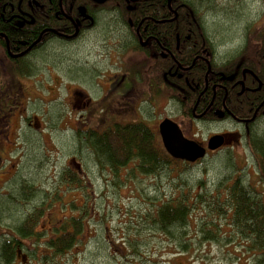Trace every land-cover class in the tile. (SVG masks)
I'll return each mask as SVG.
<instances>
[{
    "label": "flooded vegetation",
    "instance_id": "flooded-vegetation-1",
    "mask_svg": "<svg viewBox=\"0 0 264 264\" xmlns=\"http://www.w3.org/2000/svg\"><path fill=\"white\" fill-rule=\"evenodd\" d=\"M150 3H153L150 8L154 7L156 0H107L104 3H99L97 0H0V96L7 97L10 100L13 99V97H9V89L16 85L19 89L25 88L27 90V97L32 96L37 85H39L37 82L38 78H47L52 81L53 92L55 91V81L58 86L61 85V76L68 77L69 83L66 84L65 88L71 87L70 90H66L69 102L67 100L65 102V99L62 102L67 108L69 107L70 112L67 115L61 114V117L53 119L54 124L50 121L49 131L46 129L47 123L44 120L46 116L43 117L41 112L31 113L27 117V124L29 125L27 134L32 133L36 136H42L44 140L48 136L51 140L53 133L56 134L67 129L73 145V153H70L67 157V166L63 171V174L67 171L71 173L73 181L59 183L61 185L53 187L55 189L54 192L46 193L45 197H42L36 211L39 214L40 221L47 209L57 202L61 203L62 195L58 190H61L63 186H69L75 193L81 191L83 196V204L80 206L77 202L78 199L72 200V208L75 211H79L78 216H83L84 218L86 214L82 237L86 226L90 223V221H87V215L88 212H91L92 206V204L89 205L87 203L88 198L92 196L90 190L98 187L99 189L106 187L108 189L121 190L131 187V185L140 186L141 189H151L158 186L157 174L153 172L150 175H142L135 163L123 167L118 164L113 167L106 163L100 166L94 160H87V158H93L94 150L88 147L83 149L80 147V143L88 142L89 139H96V141L105 139L109 141L108 138L110 136L106 138L101 135L109 128H113L114 125L139 123L145 124L152 130L156 139L161 142L159 124L163 119L169 117L163 118L156 126V129H154L147 122L149 121V116L155 113L150 112L149 115L140 114L139 116L136 108L142 102L148 103L147 105H150V107H155L159 94H162L163 90H165V99L167 106H169V96L171 95L170 99H172L174 95L171 86H181L182 82L186 85L188 90L183 88L184 91L181 94L183 100L186 101L187 108H191L190 116H186L182 109L181 112L183 117L190 121V124L231 122L242 126L245 130L244 135H241L242 132L239 128L241 134L235 131L228 134L225 131L214 134L224 135L226 144L219 150H208L207 156L231 148L233 144H236L234 142L236 140L233 138L229 139L235 135L239 134L240 140L242 136L244 138L245 136L250 137L254 126L264 119V53L260 54L259 48L256 49V53H253V49L249 46L247 57H241V59L245 58L243 60L240 59V63L238 61L235 73L219 76L221 72L212 70L211 59L214 56L211 52L206 54L204 37H202L203 42L201 41L199 46L197 40L192 42L191 46L193 48L197 46L199 48L195 50L193 57L190 59L182 58L186 53V42L181 40L180 34H177L174 50L169 45L168 35L166 33L163 37L159 35V30L168 29L169 23L179 19L180 12H173V17L169 20V0H167V14L161 17H153L148 13L145 14L147 9L144 10ZM108 11L113 12V20L118 19L116 13L120 12L121 22L116 20L117 24L110 23V26H104V23L110 22ZM187 40L189 41L190 38L188 37ZM82 42L83 44L89 42L101 46L99 48L103 52L105 51L108 57L110 52H116L120 60V63H116V66L121 69L110 75V77L117 78L116 82H112L109 77L103 79L104 70L109 72L108 66L106 69L96 68L89 71L76 66L75 62L72 64L73 59L70 60V64L69 60H64L65 52L68 49L76 48ZM247 42H244L236 51L241 52L244 45H249V42ZM200 48L202 49L201 51ZM47 49L59 50L53 54L61 56V60L55 59L51 63H45L46 58H42L41 54H44ZM126 53H129L127 57H133L134 68L132 70L125 67ZM245 60L248 65L242 66ZM169 61L173 62L169 63ZM21 64L22 70L19 69ZM65 65L66 68L62 69L61 67ZM205 66L207 67V72H202L199 75L195 72ZM11 75L13 77L20 75L22 79L16 84V80ZM99 87H102L103 98L107 100L109 105H117L116 109L118 112L134 110L138 121H127L122 118L108 119L106 122L109 123L104 127H99L104 123L97 124L100 121V117L94 114L95 101L91 97L97 93ZM119 92L120 97L117 96ZM146 95L147 97L144 99ZM243 96H249V98L259 96L261 100L258 102L254 112H251V109L249 110L250 114L246 118L237 116L234 113V109H232V106H234L233 101ZM175 100L178 101L177 99ZM66 107L64 106V108ZM21 110H25V108L21 107ZM10 117V111H5L3 118ZM141 118L144 119L142 120ZM172 120L175 121L174 119ZM17 121L18 116L16 121H13V129L9 128V135L14 137ZM175 122L177 123L178 121ZM34 123L36 132L31 130ZM91 123L95 124V126L90 127ZM179 126L185 137L196 140L207 148L208 140L212 136L207 138L206 143H202L194 135L189 136L183 128V124H179ZM28 141L29 138L27 143ZM229 141H233L231 145H228ZM10 149L11 145L4 138H0V159L5 158ZM199 162L189 165H197ZM11 168L16 170L17 166L15 168L13 165ZM96 172L100 175L103 174L101 179L104 178L106 180L100 181L97 177L92 180ZM109 176H112V181L109 180ZM145 179H149V181ZM100 199L102 200V198ZM178 200L180 198L167 199L164 202L167 204L177 203ZM149 205L158 207L156 199ZM156 208L152 212H148L144 220L146 221L145 225L141 224V217L143 216L139 217L140 220L137 221L136 217H134V223L130 220L128 221L127 229L121 238L127 253L140 254L156 251V245L154 247L150 246V243L146 245V237L142 234V230L146 231V227L149 228V232L153 237L157 235V231L169 237V246L163 248V250L168 251V253L171 247L180 250L173 244V239L171 238L189 236V225L187 228L183 226L182 229L175 231L169 230L165 232L159 230ZM61 223L54 225L49 230H40V232H48L49 237L56 238V231ZM231 228L230 234H233L235 228ZM23 244L26 250L31 249L28 251L29 253L33 251V242L24 240ZM228 247H231V245L225 244V248ZM200 249L199 247L193 253L196 254ZM182 250L180 253L187 254ZM229 252L235 253V264H241L242 261L250 264L252 261L253 255L250 245H244V247L233 246V250ZM18 254L22 256L24 263H28L25 253H22L19 249ZM171 256L173 255L171 254ZM196 259L198 260L199 256ZM135 260L138 261L141 258ZM168 264H171V262L169 261Z\"/></svg>",
    "mask_w": 264,
    "mask_h": 264
},
{
    "label": "rangeland",
    "instance_id": "rangeland-1",
    "mask_svg": "<svg viewBox=\"0 0 264 264\" xmlns=\"http://www.w3.org/2000/svg\"><path fill=\"white\" fill-rule=\"evenodd\" d=\"M198 4L200 5V17L204 20L207 33L214 40L213 43L217 47L219 55L225 53L226 55H233L247 40L250 44H254L253 41L256 40L257 32L264 25V0H202ZM99 47L101 46L89 42L83 44L82 42L76 48L68 49L64 58L69 60V64L70 60L73 59L72 64L75 62L76 66L89 71L96 68L106 69L108 66L109 72L104 70L103 79L109 77L112 82H116L117 78L110 77V75L121 69L116 66V63H120L119 56L113 51L108 57L106 52H103ZM57 51L59 50L47 49L44 52L45 56L42 57L46 58L45 63H51L55 60L50 55ZM128 54H125V67L132 70L134 68L133 57H127ZM220 58L219 56L217 60ZM66 65L61 68L65 69ZM11 77L16 80V84L22 79L20 75L15 77L11 75ZM37 82L39 85H37L32 96L27 97V90L25 88L19 89L17 85L9 89V97H13V99L0 96V138H4L11 145V149L5 158L0 159V213H6L4 216L0 214V239H3V235L9 230L18 228L14 223L16 220L15 213H17L16 206L7 205L5 202H10L12 199L17 203L15 196L21 195L20 190L22 188L20 187L24 182L32 184L35 189L33 192L37 193L35 197L38 195L40 200L42 199V192H44V197L46 193L54 192V186L65 182L62 178L63 171L67 166V157L73 153L71 136L65 128L59 133H53L51 140L48 136L44 140L42 136L27 134L29 130L27 117L31 113L39 111L43 117L46 116L44 120L47 123L46 129L49 131L50 121L54 124L53 119L70 112L69 107L67 108L62 103L64 99L65 102L66 100L69 102L66 90H70L71 87L65 88L66 84L69 83L67 76H61L60 86L55 81L54 92L51 87L53 82L47 78H38ZM97 90V93L91 97L95 101L94 114L100 117L97 124L104 123L99 127H104L109 123L106 122L108 119L122 118L127 121H138L134 110L118 112L117 105H109L107 100L103 98L102 87ZM159 95L155 107H150L147 105L148 103L142 102L136 108L139 116L140 114L149 115L150 112L155 113L149 116L148 122L145 121L154 129L163 118L169 117L178 121V124H183L188 135H194L202 143H206L208 137L223 131L226 134L233 131L237 133L241 131V135L245 133L242 126L231 122L190 124V121L183 117L180 102L173 97L170 99V95L169 106H167L165 90ZM117 96L120 97V92L117 93ZM146 97L147 95L144 96V99ZM21 107H24L25 110H21ZM5 111H10V118H3ZM17 116L18 121L15 126L16 134L14 137L9 135V128L13 129V121H16ZM93 126L95 124L91 123L90 127ZM31 130L36 132L35 123ZM253 133L257 137L264 138V119L254 126ZM238 135L229 139L236 140L234 141L236 144H233L231 148L212 153L197 165L177 164L158 173V186L156 188L141 189L140 186L131 185V187L121 190L106 187L90 190L92 196L87 200L89 205L92 204L91 212H88L87 215V221L90 223L80 237L81 242L73 250L58 257L55 264H168L169 261L171 264H235V253L229 252L233 250V246L225 248L224 243L225 240L226 242L229 241L232 228L225 226V219L222 215L218 216L216 212L214 214L221 222L217 220L215 222L217 225H213L210 216L211 209L208 205H213L218 189L233 184L235 179L247 186L249 183H259L258 163L248 148L245 138L242 136L240 140ZM232 142L229 141L228 145H231ZM13 165L15 168L17 166L16 170L11 168ZM102 175L96 172L92 180L97 177L100 181H105L106 179H101ZM87 180L89 179L87 178ZM109 180L112 181V176H109ZM145 180L149 181V179ZM58 191L62 195L61 200L63 202H57L45 211L37 230H49L54 225L63 222L65 216L71 214L78 216L79 211H75L71 204L73 199H78L79 206L83 204L81 191L75 193L69 186H63ZM174 198L188 199L191 203L195 200L200 202V208L195 209L196 212H193L189 221V237L193 245L191 244L192 248L187 254L180 253L181 250L175 247L169 248V253L163 250L169 246V238L158 231L155 237L151 236L148 227L145 228L146 231L142 230V234L146 237V245L149 243L152 247L156 245V251L140 254L127 253L121 238L127 229L128 221L134 223V217L137 221L140 220L139 217L143 216L141 217V224L145 225L146 221L144 220L148 212H152L156 208L149 203L156 199L159 207L163 201ZM224 199L225 194L223 195ZM40 200H36L37 203ZM2 203L4 206L1 205ZM84 218L86 220V214ZM204 228L206 231H211V234L217 236L219 240L200 246L198 241L199 237L202 236L201 230ZM43 235L49 236V233L43 232ZM199 247L201 249L196 254L193 253ZM49 254L50 252L47 253V256ZM197 256H199L198 260L196 259ZM137 258H141V260L136 261ZM256 259L258 258L254 257L250 264H256ZM241 264H246V262L242 261Z\"/></svg>",
    "mask_w": 264,
    "mask_h": 264
},
{
    "label": "trees",
    "instance_id": "trees-1",
    "mask_svg": "<svg viewBox=\"0 0 264 264\" xmlns=\"http://www.w3.org/2000/svg\"><path fill=\"white\" fill-rule=\"evenodd\" d=\"M200 1L202 0H169V20L173 17L172 13L176 11L180 12L179 19L169 23L168 29L164 28L161 31L159 30L161 37L165 33L168 35L169 45L173 50L175 48L177 34H180L181 40L186 42V53L182 58L190 59L193 57V53L197 50L199 43H201L202 37H204L206 54L211 52L214 56L211 59L212 70L221 72L219 76H223L231 75L233 72L235 73L238 61L243 56L247 57L249 46L253 49V53H256L255 51L258 48L260 54L264 53L263 25L259 32H257L253 45H251L252 43H249L248 46L244 45L241 52L236 51L233 55H226V53L219 55L217 47L214 46V40L208 35L204 20L200 17V5L198 4ZM152 4L150 3L147 8H144V10L147 9L145 14L148 13L153 17H161L167 14V0H156L154 7L150 8ZM108 13L110 15V22L104 23V26H110V23L117 24L116 20L121 22L120 12L116 13L118 17L116 20L112 18L113 12L108 11ZM53 21L55 22V20ZM188 37L190 38L189 41L187 40ZM195 40L198 41V46L193 48L191 44ZM41 55L45 56L44 54ZM177 55L179 54L177 53ZM218 55L221 57L220 60H217ZM50 57L61 60V56L59 55L55 56L51 54ZM172 62L169 61V63ZM247 65L248 63L245 60L242 66ZM19 69L22 70V64ZM195 72L198 75L202 72L205 73L207 72V67L205 66ZM171 87L174 93L173 98L181 103L183 113L186 116L189 115L191 108H187L186 101L183 100L181 94L184 91L183 88L187 89L186 85L182 82L181 86L174 85ZM252 97L243 96L233 101L234 106H232V109H234V113L237 116L246 118L250 114V109L251 112L255 111L258 102L261 100L259 96ZM101 135L106 138L110 136L113 139L108 138L109 141L105 139H102V141L89 139L88 142L80 143L81 148L85 149L88 147L94 150V159L87 158V160H94L100 166L106 163L113 167H116L118 164L120 167H123L135 163L142 175H150L153 172L156 174L161 173L177 164H190L172 158L166 152L162 143L156 139L154 132L143 123L114 125L113 128H109ZM245 138L248 148L258 163L259 183H249L247 186L246 184H242L240 180L237 181L235 179L233 184L225 188L223 187L224 189H218L217 195L214 197L213 205L209 204L208 206L211 209L209 210L213 225H217L215 222L218 219L214 214L216 212L218 216L222 215L225 219V226L235 228V232L230 234L229 241H225V244L242 247L244 245H250L252 247V260L255 257L258 258L256 259V264H264V138L257 137L255 133H252L250 137L245 136ZM62 178L67 183L73 181L71 173L68 171L62 175ZM20 188H22L20 190L21 195L18 194L19 196H15L17 203L12 199L10 202H5L7 205L16 206L17 213H15L16 220L14 223L18 228L16 230H9L3 235V239H0V264H55L57 263L58 257L73 250L79 244L84 227V218L83 216L76 217L72 214L66 216L56 231V238L43 235V232L37 230L40 218L38 212H36L38 207L36 200H40V198L38 195V197L36 196L37 198L35 197L37 193L33 192L35 189L31 183L24 182ZM224 194L225 199L223 200ZM43 196L44 194L42 192ZM57 197L59 196L57 195ZM198 201L195 200L191 203L188 199L180 198L177 203L167 204L164 201L160 203L156 213L159 230L167 232L169 230L175 231L182 229L183 226L187 228L193 212H196L195 209L200 208V202ZM1 205L4 206L3 203ZM72 205L73 203L71 207ZM0 214L4 216L6 213ZM218 221L221 222V220ZM221 226L223 225L221 224ZM201 233L202 236L199 237L198 241L200 246H205L206 243L219 240L217 236L215 237L211 234V231H206L205 228L201 230ZM171 239H173V244L180 250L183 249L182 251L185 253L192 248L191 244L193 245V243L187 235L173 237ZM24 240H30L34 243L32 252L29 253L28 251L31 249L26 250L24 248ZM19 249L22 253L26 254L28 263H24L22 256L18 254ZM48 252L50 254L47 256Z\"/></svg>",
    "mask_w": 264,
    "mask_h": 264
},
{
    "label": "water",
    "instance_id": "water-1",
    "mask_svg": "<svg viewBox=\"0 0 264 264\" xmlns=\"http://www.w3.org/2000/svg\"><path fill=\"white\" fill-rule=\"evenodd\" d=\"M104 3L107 0H97ZM159 134L166 152L174 159L187 163H196L207 156V151L221 149L225 143L224 135H214L207 143V148L196 140L185 137L179 124L165 118L159 124Z\"/></svg>",
    "mask_w": 264,
    "mask_h": 264
}]
</instances>
